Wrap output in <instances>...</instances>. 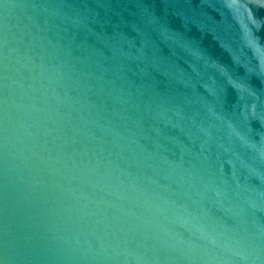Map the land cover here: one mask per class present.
<instances>
[{
  "label": "water",
  "instance_id": "1",
  "mask_svg": "<svg viewBox=\"0 0 264 264\" xmlns=\"http://www.w3.org/2000/svg\"><path fill=\"white\" fill-rule=\"evenodd\" d=\"M0 264H264V0H0Z\"/></svg>",
  "mask_w": 264,
  "mask_h": 264
}]
</instances>
